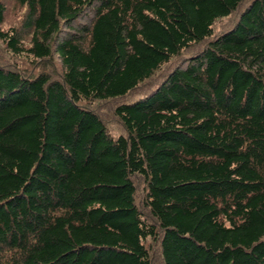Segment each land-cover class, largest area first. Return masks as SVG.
<instances>
[{"label":"trees","instance_id":"16d2710c","mask_svg":"<svg viewBox=\"0 0 264 264\" xmlns=\"http://www.w3.org/2000/svg\"><path fill=\"white\" fill-rule=\"evenodd\" d=\"M16 1L60 71L0 62V264H264V0Z\"/></svg>","mask_w":264,"mask_h":264},{"label":"rangeland","instance_id":"374dc122","mask_svg":"<svg viewBox=\"0 0 264 264\" xmlns=\"http://www.w3.org/2000/svg\"><path fill=\"white\" fill-rule=\"evenodd\" d=\"M0 1H2L6 6L5 21L2 24L3 28L10 29L11 27H19L21 24L22 17L25 12V7L20 5L16 0H0ZM236 13L237 12L234 11L224 21H221V22L218 21L217 25L221 26L223 24L225 25L226 22H231V19L235 18ZM89 16L90 15L82 16L81 18H79V21H85L89 18ZM26 44L27 45L29 44V37L26 38ZM196 47H198V45L194 46V48ZM189 51L190 49L184 50L180 54L172 57L169 63L161 66L159 70L156 71L155 75L152 78L144 81L141 85H139L138 88L134 92L131 93L130 98L134 97L136 94L138 95V93L142 92L144 89L151 87L155 83L156 76L161 74V72L164 73L165 72L164 69L168 70V68L174 65V63H176L177 61L184 59L188 55ZM48 60H51V59L39 61L36 63L37 59L29 56L25 52L23 54L11 53L6 47L5 43L0 39V62L2 64H5L7 66H12V67L18 66V68L22 71H25V73H33V72H37L39 68L43 66V64L49 63L51 66L50 70L53 69L56 72V74H58L60 71V61L57 55L55 54L54 58L51 61H48ZM117 101L119 100L113 99V100H107V101H102V100L95 101L94 106H96L100 112L106 113L108 117H111L113 114V105L116 104ZM107 121H108L109 128H111L112 130H115V131L121 130V126L114 120L107 119ZM137 180L139 182L138 191H141L142 189L141 180L140 179H137ZM153 254L155 258L154 259L155 264L156 263L161 264V263H158L157 261L159 259L157 246H154Z\"/></svg>","mask_w":264,"mask_h":264}]
</instances>
